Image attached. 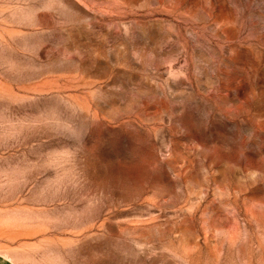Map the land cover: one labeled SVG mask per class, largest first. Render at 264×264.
Masks as SVG:
<instances>
[{"label": "rangeland", "instance_id": "obj_1", "mask_svg": "<svg viewBox=\"0 0 264 264\" xmlns=\"http://www.w3.org/2000/svg\"><path fill=\"white\" fill-rule=\"evenodd\" d=\"M1 258L264 264V0H0Z\"/></svg>", "mask_w": 264, "mask_h": 264}, {"label": "crops", "instance_id": "obj_2", "mask_svg": "<svg viewBox=\"0 0 264 264\" xmlns=\"http://www.w3.org/2000/svg\"><path fill=\"white\" fill-rule=\"evenodd\" d=\"M3 258L0 259V261L3 263V264H8L5 260V258L2 260Z\"/></svg>", "mask_w": 264, "mask_h": 264}]
</instances>
